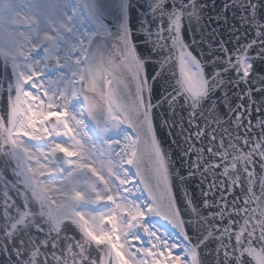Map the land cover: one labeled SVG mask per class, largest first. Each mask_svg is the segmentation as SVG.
<instances>
[{
    "label": "snow or ice",
    "instance_id": "6c2138e0",
    "mask_svg": "<svg viewBox=\"0 0 264 264\" xmlns=\"http://www.w3.org/2000/svg\"><path fill=\"white\" fill-rule=\"evenodd\" d=\"M0 264H264V0H0Z\"/></svg>",
    "mask_w": 264,
    "mask_h": 264
},
{
    "label": "water",
    "instance_id": "95a60500",
    "mask_svg": "<svg viewBox=\"0 0 264 264\" xmlns=\"http://www.w3.org/2000/svg\"><path fill=\"white\" fill-rule=\"evenodd\" d=\"M217 2H221V0H217ZM161 138L164 140L165 142V146H171L173 149V152L175 153L177 151L176 146L175 145H170V138L167 136L166 133H161ZM162 223H164L163 221H161Z\"/></svg>",
    "mask_w": 264,
    "mask_h": 264
}]
</instances>
